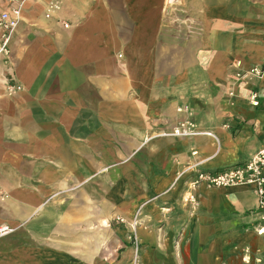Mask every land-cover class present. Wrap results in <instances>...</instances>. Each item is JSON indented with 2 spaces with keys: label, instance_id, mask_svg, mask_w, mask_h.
Segmentation results:
<instances>
[{
  "label": "crops",
  "instance_id": "crops-1",
  "mask_svg": "<svg viewBox=\"0 0 264 264\" xmlns=\"http://www.w3.org/2000/svg\"><path fill=\"white\" fill-rule=\"evenodd\" d=\"M20 1L0 54V264H132L116 217L139 220L137 264H264L253 193L182 200L189 166L262 146L264 78L237 74L264 66V0ZM187 117L216 140L160 135Z\"/></svg>",
  "mask_w": 264,
  "mask_h": 264
},
{
  "label": "built area",
  "instance_id": "built-area-1",
  "mask_svg": "<svg viewBox=\"0 0 264 264\" xmlns=\"http://www.w3.org/2000/svg\"><path fill=\"white\" fill-rule=\"evenodd\" d=\"M9 10L0 14V30H1V45L0 54H8V45L12 33L19 25L21 19V9L23 1L16 6L12 3L15 0H8ZM60 0H53L49 3L47 8V15L59 10ZM64 28H68L67 23H63ZM240 80H262L264 78V66L256 65L249 69H242L237 74ZM9 89L18 90L19 87L11 86ZM259 92L252 89L249 95V104L251 106H258L260 104ZM180 111V110H179ZM184 111H187L184 109ZM228 129V125H223ZM160 135L174 137V138H194V137H210L216 140L215 135L207 130H201L199 126L190 118L180 120L170 132H163ZM191 155H197L193 151ZM200 162L194 163L189 166L194 172L189 176L186 191L182 200L184 203H194L196 200V192L201 189H228L233 187L249 188L257 199V214L259 215V223H263L261 227L256 230L260 234L264 230V139L262 146L245 162L226 167L218 171H205L199 169ZM119 223L127 224L130 228V236L128 237L132 249L133 260L132 264H137L139 257L140 241L136 235V229L139 226V220L134 217L130 222H126L121 217H116ZM13 232V229L7 225L0 226V237L8 235Z\"/></svg>",
  "mask_w": 264,
  "mask_h": 264
},
{
  "label": "rangeland",
  "instance_id": "rangeland-1",
  "mask_svg": "<svg viewBox=\"0 0 264 264\" xmlns=\"http://www.w3.org/2000/svg\"><path fill=\"white\" fill-rule=\"evenodd\" d=\"M5 56H8L9 55V52H8V54H4ZM247 191H250V193H252L251 192V190L249 189V188H245ZM250 193H247V192H244L242 195V197H244V200H246L247 198H251V195H250ZM257 204H256V207H255V209H257ZM259 224V223H258ZM261 224H263V223H261ZM258 228V227H257ZM13 231H14V229H13ZM262 237H264V236H262ZM112 264H115V263H112Z\"/></svg>",
  "mask_w": 264,
  "mask_h": 264
},
{
  "label": "bare ground",
  "instance_id": "bare-ground-1",
  "mask_svg": "<svg viewBox=\"0 0 264 264\" xmlns=\"http://www.w3.org/2000/svg\"><path fill=\"white\" fill-rule=\"evenodd\" d=\"M264 230H262L261 232H263ZM261 234V233H260Z\"/></svg>",
  "mask_w": 264,
  "mask_h": 264
}]
</instances>
